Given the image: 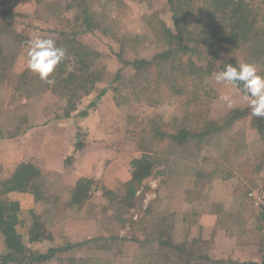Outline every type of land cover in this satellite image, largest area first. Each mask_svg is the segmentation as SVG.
Instances as JSON below:
<instances>
[{"label":"rangeland","instance_id":"374dc122","mask_svg":"<svg viewBox=\"0 0 264 264\" xmlns=\"http://www.w3.org/2000/svg\"><path fill=\"white\" fill-rule=\"evenodd\" d=\"M237 1L251 9L259 6L261 10L256 17H264V0ZM203 3V0L199 4L186 3L188 26L196 34L203 33L202 39L209 35L213 38L207 39L205 45L185 41L189 50L182 59L204 68L211 64L208 69L218 70L231 61L243 63L244 52L234 48L229 40L231 24L223 25V8L217 11L219 7H216L212 13L201 9L198 13ZM172 14L167 0H0V41L3 42L0 140L22 136L28 125L33 126L36 136L41 133L38 125L44 123L47 130L43 135L46 137L48 131L51 140L75 132L83 153H88L86 156L92 162V176L79 168L76 158L66 166L65 173L60 168L49 167V174L42 172L40 177L32 178L36 182L29 191L6 194L9 200L19 204L20 224L16 229L24 246L36 254L60 248L47 260L33 264L261 262L264 130L260 135L257 133L248 104L230 85L216 83L214 73L220 71L192 80L188 76L176 77L172 70L164 74L170 69L165 64L153 65L147 71L148 82L144 80L147 72L134 70V61L149 60L172 45L170 37L175 33ZM88 15L94 28L85 31L81 22ZM6 25L9 26L5 28ZM72 32L83 48L102 55L96 66L99 80L93 82L90 77V82H72L68 85V97L61 100L27 69V41L36 36L63 40L62 34ZM259 47L263 52L264 43ZM260 49H256L257 56L250 57L249 62L264 75V55L260 56ZM74 55L72 52L64 59L66 72L73 70ZM164 77L169 81H163ZM134 85L149 86L150 90L141 92L142 98L137 99L131 94ZM176 86L181 87L184 95H176ZM93 98L95 101L87 108ZM203 103L208 108L206 116L215 121L233 110H242L246 116L230 128L205 138L204 143L190 139L178 146L171 137L147 138L143 134L149 120H155L161 131L174 133L177 124L181 128L180 120L187 107L189 126L198 130L197 112ZM84 140L88 145L85 146ZM142 140L149 153L162 162L163 174L146 177L129 204L124 197H117V191L130 179L129 162L140 155L138 143L141 146ZM105 146L110 147L113 151L110 157L117 158L118 163L103 162L100 158L93 166V150L103 151ZM21 147L22 143H17L24 160ZM5 152L1 162L15 159L11 154L14 148H6ZM1 162L0 179H3ZM108 165L115 172L107 175L118 180L109 181L110 186L103 179L94 178L96 173L104 174ZM84 178L97 182L90 185L84 199L75 201L77 182ZM104 188L114 190L115 195H103ZM0 190L2 193L4 187ZM35 221L43 237L29 241ZM177 247L184 248L186 253ZM5 250L0 236V253ZM200 255L211 260L200 259Z\"/></svg>","mask_w":264,"mask_h":264},{"label":"trees","instance_id":"16d2710c","mask_svg":"<svg viewBox=\"0 0 264 264\" xmlns=\"http://www.w3.org/2000/svg\"><path fill=\"white\" fill-rule=\"evenodd\" d=\"M191 2L199 4L200 0H167V3L173 13L172 20L175 27V33L170 37L172 45H170V47L166 51L154 55L149 60L134 61L132 64L134 65V70L137 71L136 73L143 74V72L149 71V68H152L153 65H155L156 67H160V65L165 64L166 66H170V69H167V72H164V74H168L169 71L172 70L173 72H175L174 76L176 77L188 76L193 80V78H203V75L207 77V75L209 76L216 71L224 70L225 67H221L220 70L213 67L211 69H208L209 67H211V64L208 68L200 67L194 65L188 60L185 61L184 59H182V57L184 56V52L189 50L188 47L185 46V41L190 43L200 42L205 45L208 41L207 39L211 40L213 38L211 35H209L202 39L201 35H203V33L200 34V31H198L199 34H196V32L193 31L192 27L188 26V12L187 9L185 11V7L186 3L189 4ZM203 2L204 3L199 8L197 7L198 13L201 12V9H204V11L202 10V12L207 11L208 13L211 11L212 13L216 9V7H219L217 8V11L220 10V8H223L221 11L225 17L224 19H222L224 22L223 25H228V23L231 24V26H227L229 40H232L234 48L240 49L242 52H244V56L246 57L242 59L243 63H250V57L257 56V54H255L256 49H260L259 46L264 43V17L262 15H260L262 16L260 19L256 17V13L261 10L258 9L259 6H255L253 9H251L249 6L245 5L244 3L238 2L237 0H203ZM219 4L221 6H219ZM226 8H228L229 10L227 11ZM8 26L9 25H6L5 28H7ZM81 26L86 28L85 31H90L92 28H94L93 19L91 18V16L88 15L83 17ZM220 27L222 28L223 26L220 25ZM73 33L74 32L62 34L64 36L63 40H59L58 38H51L55 40L58 47H62L65 49L67 56L72 54V52L75 53L73 57V70L71 72H66V62L63 63V60L55 69L53 77H50L54 78L55 83L53 85H49L45 82V84L43 85L45 86V89L51 91L52 94H54L61 100H64L68 97V85L72 84V82H90V77L92 78V81L94 80L93 82H95V80H99V75L97 72L98 68L96 66H98L99 60L101 59L102 55L97 51H89L88 49L83 48L81 43L76 40ZM217 39H219V41L221 40L220 37H217ZM2 43L3 42L0 41V53L3 52ZM261 54L264 55V50L263 52H261L260 49V56ZM215 57L217 58V56ZM229 64H232L233 66L238 65V63L234 61H231V63ZM261 64L262 62L260 63V65ZM226 65L227 64H225V66ZM158 69L159 68H157V73L160 70ZM176 72H181L183 74L177 75ZM148 73L149 72H147L146 74L147 77H145L147 79L144 80L149 82ZM141 74H138V76L142 77ZM176 77H173V79L177 80ZM136 79L137 81L139 80L138 77ZM162 80L169 81L167 77H164ZM164 84L165 83L163 82V86ZM133 87L131 94H133V96L137 99L142 98L140 97L142 95L140 94L141 92H148V90H150L149 86L143 87L141 85V87H138L134 85ZM136 91H138L139 93L135 94ZM180 91L181 87L176 86L174 92H176L177 96L182 94ZM95 99L97 100L98 97H95ZM95 99L92 101V103L88 104L87 108H89L93 104ZM200 105L201 107L199 108V111H196L199 114L196 125L198 127V130L190 128L189 126V109L187 107V111H184L185 115H183L180 120L181 128L179 124H177V129L174 133L172 132L170 134H167L166 132L161 131V129H158V123L154 122L155 120H149L150 122L148 123V126L146 128H143V134L145 136L147 135V138H150V136L156 137V135H158L160 138H163L165 136L171 137L173 142H175L178 146L185 144V142L189 141L190 139H196L198 143H204L206 142L204 141L205 138L211 136L215 132L220 131L221 129L230 128L236 121L241 120L246 116V112L242 110H233L228 112L221 119L215 121L206 116V109H208L207 104L203 103V106L202 104ZM79 114L82 115L83 113ZM184 120L188 121L185 122V124H182ZM252 124H254V126L256 127L257 133L259 135L262 134V130H264V117H254L252 119ZM144 141H141V146L138 143V148L141 149L140 155L138 157L132 158L129 162L128 171L130 173V179L121 185V190L119 189L117 191V197H124L129 204L132 203L135 191L140 187V185L143 184V181L146 179V177L156 174H163L162 162H158L157 156L149 153L150 150L145 148ZM166 170L168 171L167 168ZM38 176L40 177V171L36 167L28 163H20L16 166L13 174L10 177L0 179V189L1 187H4L2 193L0 190V236L2 237L3 244L6 247V250L3 253H0V264L39 263L41 261L47 260L48 257L60 250V248L50 249L47 251V254H36L35 252L27 249L21 240V235L17 232L16 229V226L20 224L17 217V213L19 212V204L17 201L9 200L6 197V194L9 192L21 193L29 191L33 188L34 183L36 182H32V178ZM94 181L95 180H92L91 178H84L77 182V187L75 188L74 193L75 201H81L82 199H84V197L86 196V192H88L90 185ZM102 190L103 188L101 189V191ZM113 191L114 190L104 188L103 195H115V192ZM39 227L40 225L35 221L33 227L31 228V237L29 238V241H37L43 237L39 231ZM162 244L166 245L167 243L161 242V245ZM182 245L185 246L186 244L183 243ZM68 246L69 245H67V247ZM176 249H178V251L182 253H186V250L184 248L177 247ZM191 251H193V249ZM188 254L191 255L190 252ZM200 256V259H205L207 261L211 260L204 255ZM192 257L196 258V256ZM230 262L233 264H240L233 261ZM227 263L228 261L225 262V264ZM259 264H264V255L262 256V260Z\"/></svg>","mask_w":264,"mask_h":264},{"label":"crops","instance_id":"0c3cea01","mask_svg":"<svg viewBox=\"0 0 264 264\" xmlns=\"http://www.w3.org/2000/svg\"><path fill=\"white\" fill-rule=\"evenodd\" d=\"M38 127L39 128L37 129H41V133L36 134V136L34 135L35 132H32L33 126L28 125L26 132L22 136L0 140V158L3 157L4 153H6L5 152L6 148H10V149L14 148V152L11 154L14 155L15 159L7 160L4 163L0 161L3 164L2 168L4 172L3 173L4 178L10 177L13 174L16 166L24 162L36 167L40 171L41 174L42 172L49 174L51 172L49 167L51 168L54 167L55 169L60 168L65 173L66 166L70 164L71 160H74L76 158L79 160L78 161L79 168H81L83 171H87V173L90 176L93 175L92 166H91L92 162H90L89 157L86 156L88 153H85V154L83 153V149H84V148L82 149L83 145L79 143L80 138L78 137V135L75 134V132L73 133L72 136L65 135L63 137L62 136L56 137V138H53V140H51V137L48 131L46 133L47 135L46 137L43 135L44 131L47 130V127L44 125V123H41L40 125H38ZM74 129L76 130L75 127ZM74 137H76L77 141L74 140ZM82 142H85V140ZM17 143H22L21 148L23 151L22 152L23 155H25L24 160H22V155L17 149ZM89 143L91 144V142ZM84 144L85 146L88 145L87 142H85ZM110 151L113 152L112 150H110V147L108 148L107 146L103 148V151L93 150V166H94V163H96V160L99 162L100 158H101V161L103 162L106 160H112L108 162H112V164L118 163L117 158H114L115 159L114 160L113 158L110 157L111 155H113V153H111ZM114 154L116 155L115 152ZM123 159H120V160L122 161ZM109 166L110 165L107 166L106 172L104 174L96 173L94 176L95 179H103L106 186H110V184L108 183L109 181L111 183L118 181L116 180V178H111L107 175L108 172H111V173L115 172L114 168H111L109 170L108 169Z\"/></svg>","mask_w":264,"mask_h":264},{"label":"clouds","instance_id":"9594fccd","mask_svg":"<svg viewBox=\"0 0 264 264\" xmlns=\"http://www.w3.org/2000/svg\"><path fill=\"white\" fill-rule=\"evenodd\" d=\"M66 58V51L55 40L36 36L27 41V69L49 85L55 83L53 74ZM217 84H228L240 94L253 117H264V75L253 63L227 64L223 71L214 73Z\"/></svg>","mask_w":264,"mask_h":264}]
</instances>
